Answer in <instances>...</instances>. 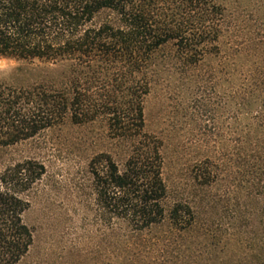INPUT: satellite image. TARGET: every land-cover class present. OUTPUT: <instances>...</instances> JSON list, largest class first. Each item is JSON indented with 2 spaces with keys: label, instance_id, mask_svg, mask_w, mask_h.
I'll return each instance as SVG.
<instances>
[{
  "label": "trees",
  "instance_id": "16d2710c",
  "mask_svg": "<svg viewBox=\"0 0 264 264\" xmlns=\"http://www.w3.org/2000/svg\"><path fill=\"white\" fill-rule=\"evenodd\" d=\"M0 59L27 64L0 83V148L66 126L103 129L105 150L87 166L112 231L165 227L182 264L219 244L163 180L165 130L144 118L162 86L194 124L192 144L221 146L192 167L200 186L215 184L222 162L228 181L264 198V0H0ZM44 172L33 160L0 172V264H18L32 245L24 196Z\"/></svg>",
  "mask_w": 264,
  "mask_h": 264
},
{
  "label": "rangeland",
  "instance_id": "374dc122",
  "mask_svg": "<svg viewBox=\"0 0 264 264\" xmlns=\"http://www.w3.org/2000/svg\"><path fill=\"white\" fill-rule=\"evenodd\" d=\"M25 66L26 63L0 59V83L9 82L12 72ZM177 103L163 86L154 89L145 101L144 118L149 130H165L162 173L171 198L184 197L194 203L199 222L215 238L208 243L219 241L215 247H207L210 255L199 254L195 262L253 264L257 255H264V198L250 196L248 191L228 181L222 162L216 171L215 184L200 186L201 182L193 178L192 167L205 157H218L221 146L192 144L198 132L194 124L189 125V120L181 122ZM196 114L197 110H188L189 117ZM198 117V124L208 131L212 127L211 116L201 112ZM217 134L215 131L212 139L218 142ZM105 147L103 129L66 126L0 148V172L25 160H33L45 169L24 196L29 209L23 221L32 233L33 242L18 264H182L176 259L175 246L167 241L165 227L141 235L110 228L97 204L87 166L91 156ZM172 201H168L166 209ZM114 239L122 240L118 243ZM192 239L202 238L194 235Z\"/></svg>",
  "mask_w": 264,
  "mask_h": 264
}]
</instances>
